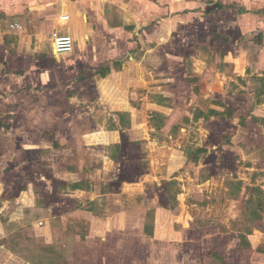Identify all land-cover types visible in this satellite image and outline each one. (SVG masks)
<instances>
[{
    "label": "rangeland",
    "instance_id": "1",
    "mask_svg": "<svg viewBox=\"0 0 264 264\" xmlns=\"http://www.w3.org/2000/svg\"><path fill=\"white\" fill-rule=\"evenodd\" d=\"M126 1L156 18L128 42L104 38L95 58L91 46L56 57L51 28L32 42L11 30L54 0H0V264H264V0ZM112 108L134 123L119 125L127 143L109 167L94 148ZM52 162L94 175L102 162L113 209L93 188L41 186ZM121 200L143 207L122 215Z\"/></svg>",
    "mask_w": 264,
    "mask_h": 264
},
{
    "label": "crops",
    "instance_id": "2",
    "mask_svg": "<svg viewBox=\"0 0 264 264\" xmlns=\"http://www.w3.org/2000/svg\"><path fill=\"white\" fill-rule=\"evenodd\" d=\"M88 1V2H87ZM151 2V0H150ZM161 6L163 7H158L156 11L159 10L160 15H168L169 7L168 5L166 6L165 4L167 3H160ZM52 6V7H51ZM51 8H48L47 5L41 6L37 9L34 8V10H46V12H39L38 15H35V17H29L27 13H23L21 15L23 16H18L13 22V24L18 23L19 25L22 26L21 30H13L15 34H18L17 32H28L27 34V39H23L24 41H33L36 39H39V36L44 34V30L51 28L53 34L54 33H61V34H69L73 37L75 41V49L72 53L65 54V55H70L73 54L78 48L80 51H84L85 49H88L89 46L95 50L94 56L95 58H98V53L96 52L97 49V44L102 42L104 38H108L107 41H112L113 42H120L121 40L129 41V36H131V25H141V26H147L148 23L151 24L152 20L156 18L157 14L154 16L152 15V8H139L137 10L136 6L137 4H134L131 1H126V0H76L75 2H69L67 0H54L53 3H51ZM173 8V7H172ZM173 10H177L173 9ZM50 11H55L56 14H53L50 17L49 21H45V15L44 13H48ZM139 11V12H138ZM162 12V13H161ZM40 14H43L40 15ZM64 15H69L70 19L67 22H62L60 21V18ZM142 15V17H141ZM40 16V17H39ZM141 17L140 24L137 21ZM175 17V16H174ZM30 18V19H29ZM52 18V19H51ZM176 18V17H175ZM165 18H162L163 21ZM167 20L165 21V23ZM164 22H161L159 26L166 25ZM3 25L0 23V27ZM129 27V28H128ZM161 28V27H160ZM149 31V30H148ZM1 29H0V34H1ZM150 32V31H149ZM3 33V32H2ZM6 34V32H5ZM24 48L20 46V49L18 51V55H20V50ZM112 48V47H111ZM51 49L53 54L58 57V56H64V55H56L53 50V42L51 40ZM92 51V50H91ZM85 52V51H84ZM83 52V53H84ZM41 56V55H40ZM113 56V55H112ZM87 56H84V59H86ZM109 61H111L110 65V70L106 73L111 72V77L116 76L117 73H120L122 75V67L120 69L115 68V63L119 62V59H117V55L114 54L113 57H109ZM108 60V59H107ZM124 68V67H123ZM93 69L96 71L97 74L100 75L102 72L98 67H93ZM107 75V74H106ZM101 77H104L102 74L100 75ZM106 77V76H105ZM117 81V85L115 87L119 86L120 84ZM150 83V82H149ZM151 105L155 107H161L162 108V103L159 102H152ZM116 113L114 116L118 117V120L115 119L114 124L115 127L112 129L107 130L104 135H102L101 132L97 133L96 132V137L98 138V142H96L98 145H101L103 147H98L94 148V151H99L100 156H102L103 153L107 154L104 155L102 158L105 159V163L109 166L112 165H119L120 163V158H121V150L126 141H124L125 134L127 131H122L124 132L122 139L121 137H118L116 135L119 132V125H121V119L125 123H130V125L133 126V117L130 114V109H113ZM113 116V117H114ZM118 122V123H117ZM118 125V126H117ZM121 127V126H120ZM121 132V131H120ZM118 139V140H117ZM120 139V140H119ZM109 149L113 150V153L109 154ZM39 153V152H38ZM182 159L185 158L184 152ZM186 155V153H185ZM102 162H91V170L95 169V172L98 171V175H94V172L91 173H85L83 171L78 170L79 168L76 167L75 169H69V166L67 162H52L50 165L53 171H50L49 173H41L40 179L45 181L44 183L41 182V186L47 185H54V183L60 182V186H67L70 188V193L68 194L67 192H64V196H82L85 197L84 194H88L89 192L92 191L93 188V193L95 194V197L101 198L102 196H107V186L108 184L112 187L116 183V178H111L110 181H105L102 174H106V170L102 171L101 165ZM59 165L63 166L62 172H59L57 167ZM37 168H42L44 169V166ZM109 166V167H110ZM90 168V167H89ZM120 170L121 167H119ZM51 169V170H52ZM57 169V170H56ZM85 169V168H84ZM88 169V168H86ZM115 170L114 167L111 168V170ZM46 170V169H45ZM50 170V169H49ZM110 170V169H109ZM119 172V171H118ZM111 174V172H110ZM92 178V179H91ZM93 180V181H92ZM109 182V183H108ZM175 182V181H174ZM70 184V185H69ZM69 185V186H68ZM104 187V188H103ZM44 190H46L45 187H43ZM54 189V188H53ZM51 189V191H55ZM103 191H106L104 194H102ZM50 191V190H48ZM46 191L45 194H51L50 192ZM111 191V190H110ZM80 193V194H78ZM42 194V193H40ZM39 195V193L37 194ZM62 195V194H61ZM112 195V193H110ZM123 195V194H122ZM43 196V195H42ZM115 196H119L118 193L115 194ZM50 197V196H49ZM81 197V198H82ZM111 197V196H107ZM44 198V196H43ZM103 198V197H102ZM46 199V198H45ZM88 199V198H87ZM145 199V198H143ZM90 201L88 203H91L94 199L89 198ZM98 200V199H97ZM48 203L50 204L51 199H47ZM109 202V198L107 199ZM119 204V207H117V211L120 213L127 214L131 211H136L138 209H141L142 204H139L140 206H134V207H140L138 209L134 208L130 209L129 207H125V201H117ZM109 208L113 209L111 206L112 204L109 202ZM84 206L80 210H78V215L82 217H87L86 218H91L93 217V212L91 211H84ZM161 208H156V212H159ZM76 214V215H77ZM145 216V215H144ZM53 217H55V214H53ZM96 217V216H95ZM146 227H150V225H144L142 227V234L145 235V232L147 231V234L149 232V235L152 237L154 233V228L146 229Z\"/></svg>",
    "mask_w": 264,
    "mask_h": 264
},
{
    "label": "built area",
    "instance_id": "3",
    "mask_svg": "<svg viewBox=\"0 0 264 264\" xmlns=\"http://www.w3.org/2000/svg\"><path fill=\"white\" fill-rule=\"evenodd\" d=\"M70 16L64 15L60 18V21L67 22L69 21ZM13 30H21L22 26L18 23L10 26ZM53 50L56 55H65L72 53L75 49V41L73 37L69 34L54 33L53 38Z\"/></svg>",
    "mask_w": 264,
    "mask_h": 264
},
{
    "label": "trees",
    "instance_id": "4",
    "mask_svg": "<svg viewBox=\"0 0 264 264\" xmlns=\"http://www.w3.org/2000/svg\"><path fill=\"white\" fill-rule=\"evenodd\" d=\"M115 66H118V63H115ZM105 74H106V72H105ZM202 116H203V113L200 111L199 115L196 116V119H200ZM122 122H123V120L121 119V124H122ZM1 127H2V126H1V123H0V128H1ZM204 152H205L204 149H201V148L197 149V150H196V154H197V155L195 156L196 159H194V161L197 162L198 159H199V156H200L201 154H203ZM148 228L153 230V227H152V226H150V227H146L147 230H148Z\"/></svg>",
    "mask_w": 264,
    "mask_h": 264
}]
</instances>
